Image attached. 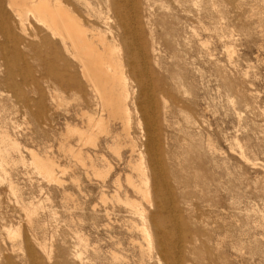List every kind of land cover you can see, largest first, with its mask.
Returning a JSON list of instances; mask_svg holds the SVG:
<instances>
[{
  "label": "rangeland",
  "instance_id": "1",
  "mask_svg": "<svg viewBox=\"0 0 264 264\" xmlns=\"http://www.w3.org/2000/svg\"><path fill=\"white\" fill-rule=\"evenodd\" d=\"M2 5L11 14L7 0ZM152 12L166 110L157 128L166 198L184 234L173 250L178 264H264V0H156ZM6 72L1 65L0 79ZM30 85H20L24 98L0 83V132L23 157L0 168V263L28 264L18 255L30 239L39 264H165L157 242L145 249L139 230L159 199L142 198L127 181L143 186L137 115L132 110L127 129L116 119L106 131L87 130V115L106 118L94 95L46 91L40 82L42 108ZM67 120L78 129H66ZM70 149L81 151L85 165ZM28 150L53 161L54 179ZM91 164L103 173L96 176Z\"/></svg>",
  "mask_w": 264,
  "mask_h": 264
},
{
  "label": "bare ground",
  "instance_id": "2",
  "mask_svg": "<svg viewBox=\"0 0 264 264\" xmlns=\"http://www.w3.org/2000/svg\"><path fill=\"white\" fill-rule=\"evenodd\" d=\"M103 1L102 8H96L88 0H7L10 14L0 0V64L7 69L0 83L8 82L18 97L24 94L20 88L21 84L33 85L31 92L38 95L42 108L43 87H40V82L45 85L46 91L51 92L59 88L85 89L98 100L100 111L106 113V118L102 115L96 118L87 115V130L106 131L110 128L108 121L116 119L127 129L133 110L137 115V127L144 140L142 147L138 146L139 151L137 150L138 170L143 178V186L135 185L131 181L133 178H128L127 181L142 194V198L149 201L153 195L159 202H152L155 211L145 216L141 211L144 209L140 210L135 202L127 201V204L146 219L143 220L145 223L142 221L139 229L146 240L144 242H147L145 249L157 242L160 253L158 254L165 264H178L181 259L173 250L178 239L183 238L184 234L175 207L166 198V193L170 194V190L166 187L160 151L161 141L157 130L161 115L166 110L162 105L163 97L159 95L162 81L156 79V18L152 12L156 0ZM16 76L20 78V84L17 83ZM23 96L26 98L25 94ZM81 115L86 114L81 112ZM66 122V129H78L68 120ZM41 127L42 123L39 122L37 128ZM81 135L83 139L84 135L86 136V142L94 141L89 133ZM28 151L35 160V167L48 180L54 179L53 161L49 157L38 156L39 154L32 150ZM69 151L85 165L81 151ZM16 162H23L20 148L7 134L0 132V168ZM144 163L147 164L149 173L144 171ZM91 168L96 176L103 173L102 169L99 170L92 164ZM178 173L174 175L177 176ZM185 221L188 222L186 219ZM25 243L22 247L24 253L18 257L28 264H39L38 255L31 245L32 241L26 239ZM34 244L45 255L48 254L44 242L35 240ZM143 248L140 250L141 255L145 254ZM197 251L201 254L200 250ZM115 255L116 253L114 257ZM3 258L5 264H12L9 257Z\"/></svg>",
  "mask_w": 264,
  "mask_h": 264
}]
</instances>
